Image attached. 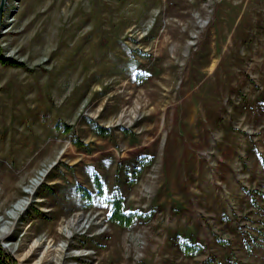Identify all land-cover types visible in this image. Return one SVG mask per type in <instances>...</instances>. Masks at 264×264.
<instances>
[{"label":"rangeland","instance_id":"1","mask_svg":"<svg viewBox=\"0 0 264 264\" xmlns=\"http://www.w3.org/2000/svg\"><path fill=\"white\" fill-rule=\"evenodd\" d=\"M0 54L4 264H264V0H6Z\"/></svg>","mask_w":264,"mask_h":264},{"label":"trees","instance_id":"2","mask_svg":"<svg viewBox=\"0 0 264 264\" xmlns=\"http://www.w3.org/2000/svg\"><path fill=\"white\" fill-rule=\"evenodd\" d=\"M0 59L3 63H13V59L8 56H3L0 54ZM115 210L112 213L113 218L119 219L121 222H127L130 221V216H128V213H124L121 211V204L119 200H116L115 202ZM5 262L0 259V264H4Z\"/></svg>","mask_w":264,"mask_h":264},{"label":"bare ground","instance_id":"3","mask_svg":"<svg viewBox=\"0 0 264 264\" xmlns=\"http://www.w3.org/2000/svg\"><path fill=\"white\" fill-rule=\"evenodd\" d=\"M40 177L37 178L35 181L33 180L32 185H30L31 190H33L35 187H37L39 180L42 178L43 174L39 175ZM38 182V183H37ZM30 193V190L27 191ZM29 202L25 201V200H20L18 201L13 207H12V212H13V216H10V218H16L19 216V214L24 210V208L27 206ZM3 230V229H2ZM6 232V229H4L2 231V233Z\"/></svg>","mask_w":264,"mask_h":264},{"label":"water","instance_id":"4","mask_svg":"<svg viewBox=\"0 0 264 264\" xmlns=\"http://www.w3.org/2000/svg\"><path fill=\"white\" fill-rule=\"evenodd\" d=\"M5 1L6 0H0V27H1V22H2V14L5 6Z\"/></svg>","mask_w":264,"mask_h":264}]
</instances>
